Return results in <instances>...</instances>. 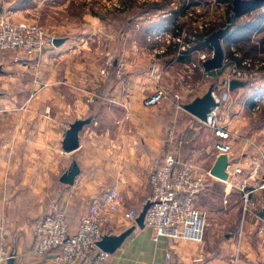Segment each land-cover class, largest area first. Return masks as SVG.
<instances>
[{
    "label": "crops",
    "instance_id": "obj_1",
    "mask_svg": "<svg viewBox=\"0 0 264 264\" xmlns=\"http://www.w3.org/2000/svg\"><path fill=\"white\" fill-rule=\"evenodd\" d=\"M16 1L1 0L0 14L8 13ZM193 5L199 11L200 5ZM178 23L163 12L147 20L142 36L145 45L104 50V60L112 55L116 63H125L126 80L102 78V64L97 78H70V73L46 76L43 71L49 68L53 72L59 59L72 51L74 41L69 42L68 37H61L65 41L59 46H47L41 53H22L20 62L10 63L40 71L34 79L14 81L20 88L30 89V93L19 95L18 107L9 105L16 96L0 91V222L16 264H54L53 253L38 256L32 249L34 224L46 214L49 199L60 200L75 230L91 201L109 187L123 194L124 208L106 226L107 234L118 235L132 226L135 229L110 253L107 264H235L237 257V264H264V220L258 215L264 206V189L252 194L258 217L244 214L241 200V185L252 187L262 174L256 146L264 148V101L255 115L252 91L264 94V70L258 79L228 91L224 68L204 76L202 69L191 66V60L197 61L202 52L199 44L184 52L173 43L157 53L164 44L149 34L163 28L172 32ZM232 43L226 39L225 50ZM48 56L50 62L45 61ZM77 66L74 64L73 70ZM197 75L204 76L208 84L193 81ZM212 86L219 95L228 91L219 116L231 132L229 139H220L205 122L171 100L144 105V99L160 88L181 93L184 105ZM85 118L91 121L79 133V147L65 151L66 131L75 120ZM218 141L233 143L227 156L240 164L243 172L228 180L211 176L207 188L197 196L196 206L209 218L204 241L168 237L154 241L151 229L141 228L126 216L128 209L141 212L147 203L154 160L173 152L196 168L210 170L223 154L215 148ZM74 162L80 169L74 184L63 183L61 176ZM222 231H226L225 238ZM202 255L203 260L198 261Z\"/></svg>",
    "mask_w": 264,
    "mask_h": 264
},
{
    "label": "built area",
    "instance_id": "obj_2",
    "mask_svg": "<svg viewBox=\"0 0 264 264\" xmlns=\"http://www.w3.org/2000/svg\"><path fill=\"white\" fill-rule=\"evenodd\" d=\"M207 28L210 26H206ZM149 37L164 44L157 49V53L164 52L166 46L173 43L178 44L179 49L185 52L192 49L198 41L196 36H188L180 25H176L172 32L167 28L152 31ZM56 38L58 37L55 34L48 32L38 23L15 20L9 13L0 14V66L4 65L6 60L20 62L22 53H41L47 46H54ZM209 50L201 55V64L213 55V48ZM230 50L235 57L226 53L223 66L224 86L228 91L231 80L251 81L264 70V61L260 58L238 61L236 56L241 54L235 43H232ZM201 69L209 74L204 70L203 64ZM112 75L121 80L127 79L125 63H116L114 56L109 55L102 63L100 76L107 79ZM228 91L222 95L213 91L218 105L203 121L223 140L231 138V132L221 123L219 116V106L228 98ZM252 96L253 111L256 115L262 108L264 94L256 91L252 92ZM181 99V93L160 88L144 99V105L155 106L171 100L181 108L183 107ZM256 147L260 156L262 174L258 181L251 185L252 187L247 188L248 185L243 183L241 189L244 214L258 217L257 202L252 199V194L264 189V148L260 145ZM215 148L219 153L229 154L233 150V143L218 141ZM226 169L229 177L243 172V167L230 157ZM211 176L210 170L196 168L173 152H168L154 160L150 174L151 192L147 199L151 205L145 217V226L152 230L154 241H159L161 237L182 238L195 243L204 241L209 224L208 214L196 206V198L207 188ZM123 208V194L118 188L109 187L102 195L91 201L81 215L79 226L73 230L60 200L54 199L46 214L34 224L35 241L32 249L38 256L53 253L51 260L54 264H107L110 253L99 248L97 242L107 234L106 226ZM139 213L136 208H131L126 211V216L136 221ZM6 234L5 226L0 222V264H8L9 258L14 255L8 247ZM170 256L171 253L168 252L167 257ZM202 257L203 255L198 257V261L203 260ZM237 262L238 257L235 258L234 263Z\"/></svg>",
    "mask_w": 264,
    "mask_h": 264
},
{
    "label": "rangeland",
    "instance_id": "obj_3",
    "mask_svg": "<svg viewBox=\"0 0 264 264\" xmlns=\"http://www.w3.org/2000/svg\"><path fill=\"white\" fill-rule=\"evenodd\" d=\"M195 3L200 5L199 11L193 9ZM20 4L25 6L22 9L14 8ZM230 4L233 7V1L226 3L223 0H17L7 12L15 20L38 23L57 37H68L69 42L74 41L70 44L73 46L72 51H68V54H64L59 59L58 66L54 67L53 72L49 68L43 71L46 76L57 78L59 75L64 77V73H70V78L90 79L97 78L98 69L104 60L105 49L115 47L119 49V45H122V48L145 45L142 43V36L147 20L157 15L162 16L163 12L168 14L170 20L171 18L177 20L188 36L198 38L195 45L199 44L202 52L199 53L197 61L191 60L190 63L192 67L197 66L201 69V55L208 52L209 48L203 46L198 35L205 31L206 26L225 27L228 24V17L232 14V8L228 14ZM190 12L191 15H189ZM263 12L264 4L260 8L234 17L231 24L232 30L237 27L245 28L246 26H243L245 23L255 22ZM252 34V39L256 36L257 45L245 41L241 44L238 42L240 45L237 43L236 47L243 56L248 53V56H252L251 58H257L260 57L258 52L259 55L264 56V24L257 26ZM138 39L139 43L136 42ZM45 61L50 62L51 56H48ZM6 63L4 72L0 73V91L6 95L16 96L9 105L18 107L19 95L27 94L30 89L20 88L16 83L17 80L34 79L35 73L40 71L30 68L23 70V67L20 69L19 65L10 64L15 63L11 60H6ZM74 64L78 65L76 70L72 68ZM63 69L64 72H62ZM193 70L194 68L191 69ZM203 75L206 76V73L203 72ZM204 76L197 75V78L194 76L193 81L204 86L205 83L208 84ZM259 77L257 75L253 79L256 80ZM9 80L12 82L9 83ZM187 87L194 90V87L189 85ZM2 105L0 102V107ZM54 199L55 197H52L48 200L47 209ZM221 234L225 238L226 231H222Z\"/></svg>",
    "mask_w": 264,
    "mask_h": 264
},
{
    "label": "water",
    "instance_id": "obj_4",
    "mask_svg": "<svg viewBox=\"0 0 264 264\" xmlns=\"http://www.w3.org/2000/svg\"><path fill=\"white\" fill-rule=\"evenodd\" d=\"M251 3V0H233L232 14L228 17V24L225 27L214 30L206 37V42L213 48V55L203 61L204 70L208 73L221 69L224 66V58L226 50L224 47V40L231 31V24L234 17L241 16L245 11V8ZM65 41V38L58 37L54 41L55 46L61 45ZM0 66V71H1ZM246 81L233 79L230 82V89H234L238 86H244ZM213 86L210 87L207 92L201 96L195 97L190 102L183 105V108L199 118L202 121L207 119L208 113L218 105V102L213 94ZM91 121V118L77 119L75 120L65 133L63 140V148L67 152H71L79 147V133L82 131L85 125ZM229 158L227 154H222L210 169V174L221 180H228L229 173L227 171V164ZM80 169L77 162L61 176V181L66 184H74L76 176L79 174ZM150 202H147L139 216L136 219L137 225L143 228L145 226V217L147 210L150 207ZM258 215L264 220V206L259 211ZM135 226H132L118 235L105 234L100 241L97 242L99 248L109 253L115 252L117 248L123 243L126 237L133 232ZM8 264H16L15 256L9 258Z\"/></svg>",
    "mask_w": 264,
    "mask_h": 264
},
{
    "label": "trees",
    "instance_id": "obj_5",
    "mask_svg": "<svg viewBox=\"0 0 264 264\" xmlns=\"http://www.w3.org/2000/svg\"><path fill=\"white\" fill-rule=\"evenodd\" d=\"M223 1L226 3H229V2L232 3L233 0H223ZM263 4H264V0H251V3L245 8L244 11L249 12V11L255 10L257 8H260ZM231 8H232V4H230V6H228V10H229L228 14L230 13ZM263 23H264V12L261 14V17L259 19L255 20V22H250L248 24L245 23L243 25V26H246L245 28L244 27H240V28L237 27V28H235V30H232V27H231V33L225 38V40L227 39L228 43L230 41H235L236 46H237L238 42L241 44L245 41L246 42L250 41V42L255 43L254 45H257V42H255V40L252 39V33L257 28V26H261ZM215 29H217V27L211 26L210 28L205 29V31L203 33L198 35V37L202 40L203 46H205L207 48H212L210 46V44L206 42L205 39H206V36L209 35L211 32H213ZM225 40H224V44H225ZM239 43H238V45H240ZM257 48H258V46H257ZM237 50L239 51V48H237ZM226 53L232 57L234 56V53L230 49L229 50L226 49ZM248 55H249L248 53H245L244 56L240 55V56H236V58L238 59V61H240V60L242 61L243 59L252 57V56H248ZM258 56H260V57H257V58L253 57L252 59H258V58H260L262 60L264 59V56L259 55V52H258ZM113 76L115 77V75H112V77Z\"/></svg>",
    "mask_w": 264,
    "mask_h": 264
}]
</instances>
